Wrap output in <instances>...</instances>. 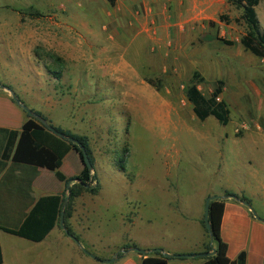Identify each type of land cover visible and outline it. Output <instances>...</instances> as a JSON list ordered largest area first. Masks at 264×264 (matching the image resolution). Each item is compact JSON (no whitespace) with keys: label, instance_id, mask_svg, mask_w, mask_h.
Listing matches in <instances>:
<instances>
[{"label":"rangeland","instance_id":"obj_1","mask_svg":"<svg viewBox=\"0 0 264 264\" xmlns=\"http://www.w3.org/2000/svg\"><path fill=\"white\" fill-rule=\"evenodd\" d=\"M64 5L63 14L54 10L66 33L61 40L45 41L44 9L24 12L27 6L35 8L32 0H0V21L14 32V39H0V93L10 98L3 89L9 86L27 109L63 129L69 128L68 114L75 109L71 100L51 105L45 99L66 91L69 73L59 71L62 66L122 64L119 74L133 102L139 99L134 91L144 86L138 79L155 86L146 84L144 121L135 103L121 102L104 86L109 82L101 76L110 73L89 71L81 79L80 87L87 89L82 106L91 105L104 133L96 139L104 146L92 164V183L98 185L92 202L96 212L109 218L104 228L84 230L82 252L91 248L99 256L114 252L117 258L127 249L120 252V247L133 244L147 250L144 254L183 255L198 240L203 252L210 247L202 225L204 199L224 197L225 191L245 196L256 216L264 218V148L256 147L254 139L264 135V62L239 46L245 32L241 9L227 0H67ZM254 11L264 32V0ZM65 45L82 55L67 56ZM95 74L100 75L98 84ZM111 79L120 93L122 78L116 74ZM190 79L204 97L221 82L224 126L211 116L203 121L194 117L185 98ZM158 97L164 99V115L168 113L162 119L154 118ZM6 105L0 97V119L16 124ZM75 167L69 157L62 172L70 174ZM136 254L142 255L128 253Z\"/></svg>","mask_w":264,"mask_h":264},{"label":"crops","instance_id":"obj_2","mask_svg":"<svg viewBox=\"0 0 264 264\" xmlns=\"http://www.w3.org/2000/svg\"><path fill=\"white\" fill-rule=\"evenodd\" d=\"M66 1L67 0H32L35 8H32L31 6L24 8V12H34L40 14L38 9L41 7V9H44L46 12L45 15L40 14L42 16V18H40L42 20L41 22L44 24L42 32L45 41H55L62 39L61 33L66 31V27L65 25L61 27V25H63L60 22L61 18L57 16L55 11L58 10L60 14H63L65 11H63L65 6L64 3ZM3 6L1 8H3ZM18 20L19 18H16L15 22ZM4 21V19L0 21V39H14V32L12 31L11 27L8 26L9 24ZM32 32L38 34V27H34V31ZM64 36L65 35L63 34V37ZM51 46L52 43H48V47ZM57 47L59 48L58 52H62L60 49V42H58ZM67 49H69L67 56L76 57L78 55H82L79 49H75L70 45H65L63 48V53H65ZM53 50L55 53H57L56 49ZM261 61L264 62L263 60ZM123 67L124 66H122V64L82 65L79 63H71L68 66H62L59 71L69 73L66 76V78H68L66 91L61 92L57 97L54 95V93H51V95L45 98L46 102L51 105H60L63 101L67 102V100H71L69 104L75 109L72 113L68 114L71 122L69 124V128L59 129L68 131L75 135L85 136L87 138L89 151L92 157V164L94 163L96 152L100 151L101 146H104L103 143L97 144L96 139L100 135L104 137V133L101 134L99 131L100 121L91 105H87L85 107L82 106V100L83 97L86 96L85 91H87V89L83 90L80 87L81 79L83 78L84 73L89 71L94 73L100 71L110 73L108 75L101 76L102 78H106L109 82V85L104 86L111 87V90L113 91L112 96L119 98L120 101L123 100L121 102H124V100L127 101L126 104L128 105L130 102H133L129 100L131 97H127L130 95L132 96V93L125 90L126 79H124L119 74L121 73L119 70L123 71ZM116 74L122 78V81L118 83L121 90L119 91L120 93L117 94L115 93V83H113L114 81L111 79V76L115 77ZM93 77L95 82L98 84L100 75L95 74ZM138 81L144 86L142 88L140 87L137 93L134 91L133 96L135 97L138 95L139 99L138 102H133L135 104L132 106H135L137 109L136 111L141 114L139 119L142 118V120L146 121V113L143 111L145 106L141 108V104L146 102L147 85L142 81L140 82L139 79ZM143 92L145 95H142ZM139 94L142 95V102L140 100L141 95ZM0 95V97H3L4 102L8 104L6 107L10 111L11 115H13V122L16 123H6L4 120L0 119V129L14 131L19 130L21 123L25 119L24 113L18 106L12 103L7 94L0 93ZM158 98L159 108L154 112V118L162 119V116L166 117L168 113L164 115V99L162 97ZM87 109L89 110L87 111ZM84 111L86 115L82 114ZM44 118L46 121H48L46 117ZM50 125L52 127H56L52 124ZM257 131L262 132L260 129ZM254 139L256 140V147L260 149L264 148V135H262V133L255 135ZM2 148L3 140L0 137V164H3V167L0 168V227L15 228L22 221L24 215L27 214L38 198L50 195H63L66 197V184L59 182L54 177L52 172L44 168H36L29 188H27L26 174L29 171L25 168H11L9 160H4L1 157ZM69 157L71 158V161L75 160L76 167L75 171L72 173L65 174L62 172V168ZM82 167L83 165L77 154L70 150L63 156L60 163L59 172L65 178H73L80 173ZM4 174L5 177H3ZM90 175H93L92 170L90 171ZM75 182L76 181L70 182L68 186ZM97 194L98 193L93 195L87 192H81L72 201V207L66 221L76 240H73L71 237L65 234L64 230L60 228L58 221L39 242H31L26 239L8 234L0 229V234H2L0 236L1 264H139L143 254H136L135 256L130 257L128 253L131 251L132 247L127 248L125 251L121 250L126 247V245L119 248L120 252H122L117 258L113 255L114 252L106 255L107 257L99 256L98 252L92 250L91 248H89V250L85 249V251L95 258H92L82 252L81 243L84 239H86L83 236L84 230L85 232H88V230L92 227L104 228L106 227V223L109 222L108 216L104 217L103 213L95 211V206L92 200L96 199ZM222 201L223 209L219 227V238L226 245V258L228 260H233L239 252L243 251L245 254V264H264V218L260 216H258L260 220L253 218L248 209L235 200L225 198L222 199ZM199 206L200 204L198 202L197 207L199 208ZM201 246L202 243L198 240L197 245L186 250L187 252L185 253H203L201 251ZM133 248H135V246ZM150 251L155 252V250ZM163 253L173 255L168 251ZM184 259H186L184 263L195 264L189 261L193 259L192 257Z\"/></svg>","mask_w":264,"mask_h":264},{"label":"trees","instance_id":"obj_3","mask_svg":"<svg viewBox=\"0 0 264 264\" xmlns=\"http://www.w3.org/2000/svg\"><path fill=\"white\" fill-rule=\"evenodd\" d=\"M228 3L241 9V19L245 25V32L239 38V45L243 51L248 52L254 57L264 61V32L259 28L254 8L259 0H227ZM50 58L51 55H48ZM56 60V59H54ZM146 84L152 86V81L145 80ZM221 82L216 81L212 91L208 97H204L196 87V83L190 79L186 90L185 98L190 104L191 112L194 117L203 121L207 117H213L216 122L224 126L227 122V111L222 102L218 101L221 93ZM10 91L9 86H5ZM11 100V99H10ZM12 101V100H11ZM13 103V102H12ZM34 116L25 115L24 121L21 123L19 130L0 129V137L3 140L2 159L9 160L11 168H25L27 172L26 184L29 188L32 177L36 168H44L53 173L54 177L63 184L67 181L72 183L66 188L67 196L50 195L38 198L27 214L24 215L22 221L15 228L0 227L4 232L26 239L31 242H39L56 224L62 209V223L60 228L65 234L76 240L67 225V218L71 210L72 201L81 193L86 191L90 194L98 192V185L93 181L90 175L92 170V159L88 147L87 138L85 136L75 135L68 131H63L57 127H52L48 121L38 112L30 110ZM49 128L54 129L62 137L52 134ZM72 138L78 142L88 157L91 168L88 169L83 165L80 173L73 178H65L60 172L59 167L63 156L70 150L74 151L81 161V154L76 145L65 140ZM3 164H0V168ZM5 177V174L3 175ZM87 184V188L83 186ZM225 196L232 195L239 201H245L249 204L248 199L244 196H236L235 194L224 192ZM66 200L64 206L63 201ZM223 201L212 200L208 203L207 222L209 224V232L202 225L205 233L211 236L213 254L207 257L198 258L197 254H192V258L196 259L195 264H245V254L239 252L233 260H228L225 256L226 245L219 238V227L222 216ZM133 248V245L124 248ZM211 247L206 246L204 252L210 251ZM139 264H189L184 263V258H175L173 256H164L158 252L152 254H144ZM1 264V255H0Z\"/></svg>","mask_w":264,"mask_h":264},{"label":"water","instance_id":"obj_4","mask_svg":"<svg viewBox=\"0 0 264 264\" xmlns=\"http://www.w3.org/2000/svg\"><path fill=\"white\" fill-rule=\"evenodd\" d=\"M2 88H3V87H2ZM3 89H5L6 91L9 92V94H10V99L12 100V102H13L16 106H18V107H19L22 111H24L27 115H29V116H34V114H33L29 109H27L24 105H22V104L18 101V99L14 96V94H13L12 92H10L9 90H7L6 88H3ZM49 130H50V132H51L52 134H54V135H56V136H59V137H62V136H61L60 134H58L54 129L49 128ZM65 140H67V141H69V142H72V143H74V144L76 145V147L79 149L80 154H81V163H82V165H84V166H86L88 169H90L91 166H90V163H89V161H88V157H87V155H86V153H85V151H84V148H83L78 142H76L75 140H73L72 138H65ZM73 181H75V180H73ZM69 183H70V181H67V183H66V188L68 187ZM83 186H84L85 188H87V184H83ZM225 198L232 199V200H235V201L239 202L240 204H242L243 206H245V207L248 209V211L250 212V214L252 215L253 218L260 220V219L256 216V214L254 213V211L250 208L249 204H248L247 202H245V201H239V200L235 199L232 195H228V196H224V197H222V196H208V197H206V198L204 199V206H203V224H204V228H205V230H206L207 232H209V224H208V222H207L208 203H209L210 201H212V200H215V199L222 200V199H225ZM65 202H66V200H64L63 204H64ZM61 223H62V211H60L59 218H58V224H59V226H61ZM208 238H209L210 247H211V248H210V251L197 254L196 256H197L198 258L207 257V256H210V255L213 254V249H212V246H211V244H212V243H211L212 240H211V236H210L209 233H208ZM131 250H133V251H135V252H137V253H139V254H144V253H145L144 251H142V250H137V249H135V248H132ZM155 252H158V253H160V254H162V255H164V256H173V257H175V258H191V257H192L191 254H183V255H168L167 253H163L161 250H155ZM84 253L87 254L86 252H84ZM87 255L90 256V257H92V258H95V257H93V256H91V255H89V254H87Z\"/></svg>","mask_w":264,"mask_h":264},{"label":"built area","instance_id":"obj_5","mask_svg":"<svg viewBox=\"0 0 264 264\" xmlns=\"http://www.w3.org/2000/svg\"><path fill=\"white\" fill-rule=\"evenodd\" d=\"M241 128H245V125H241ZM257 128V127H256Z\"/></svg>","mask_w":264,"mask_h":264},{"label":"bare ground","instance_id":"obj_6","mask_svg":"<svg viewBox=\"0 0 264 264\" xmlns=\"http://www.w3.org/2000/svg\"><path fill=\"white\" fill-rule=\"evenodd\" d=\"M142 93V92H141ZM140 95V94H139ZM142 96V95H141Z\"/></svg>","mask_w":264,"mask_h":264}]
</instances>
